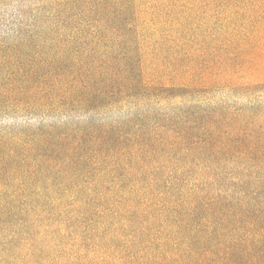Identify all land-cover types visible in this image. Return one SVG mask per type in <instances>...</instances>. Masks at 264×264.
Listing matches in <instances>:
<instances>
[{
    "label": "trees",
    "instance_id": "1",
    "mask_svg": "<svg viewBox=\"0 0 264 264\" xmlns=\"http://www.w3.org/2000/svg\"><path fill=\"white\" fill-rule=\"evenodd\" d=\"M0 12V264H264V0Z\"/></svg>",
    "mask_w": 264,
    "mask_h": 264
},
{
    "label": "rangeland",
    "instance_id": "2",
    "mask_svg": "<svg viewBox=\"0 0 264 264\" xmlns=\"http://www.w3.org/2000/svg\"><path fill=\"white\" fill-rule=\"evenodd\" d=\"M3 14L0 12V19L2 18ZM222 96H225L224 93H218L216 94V98L219 99L221 98ZM229 99V101L231 102H234V101H239L241 102L242 100H244V96L240 93H232V94H229L227 96ZM121 113L120 111H113V112H110V114L108 115L110 118H116L118 116H121ZM24 119L23 118H10L7 120L8 123H13V122H16V123H21L23 122ZM33 122H36V120H33Z\"/></svg>",
    "mask_w": 264,
    "mask_h": 264
}]
</instances>
